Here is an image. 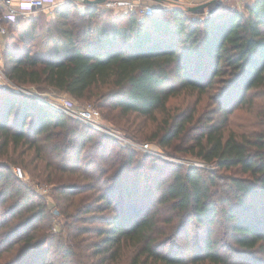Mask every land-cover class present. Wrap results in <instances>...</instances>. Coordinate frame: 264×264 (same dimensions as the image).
Returning <instances> with one entry per match:
<instances>
[{
	"label": "trees",
	"instance_id": "1",
	"mask_svg": "<svg viewBox=\"0 0 264 264\" xmlns=\"http://www.w3.org/2000/svg\"><path fill=\"white\" fill-rule=\"evenodd\" d=\"M76 11H72V7L58 9L56 17L66 19L67 23L70 17H77L74 20L77 32L73 26L58 28L59 36L53 46L55 57L7 52V78L16 84H47L76 99L85 98L87 93L96 90L95 95L110 97L111 106L121 113L144 117L166 111L175 83L200 94L214 82L224 83L218 88L221 94L217 101L223 112V123L235 107H252L257 96L264 100V0L246 2L243 10L220 9L204 18L179 8L166 9L142 20L134 12L115 14L97 5ZM254 111L259 118L257 127L252 130L248 129V123L238 132L228 129L225 133L224 124L214 122L199 128L190 144L191 153L212 163L214 171L177 164L169 178L160 183L156 181L159 188L156 199L142 207L137 202L126 201L130 195L128 183L118 184L124 201L113 217L111 229L98 234L103 236L102 242L106 245L100 252L116 257L124 242L135 250L131 264L149 261L154 264H241L231 257L244 254L251 259V251L264 253V107ZM191 121V114L166 118V131L160 143L168 144L184 134ZM97 135L93 128L73 121L32 96L0 87V154L10 146L27 144V149L32 151L31 162L40 161L47 181L56 171L68 175L69 180L63 181L59 192L65 200L79 190L71 182L78 172L84 179L95 176L99 183L104 179L117 184L127 163L132 162V152H127V160L122 162L116 154L106 158L109 150L106 146L97 150L100 146V142L95 141ZM92 150L101 161L92 158ZM152 167L160 170L158 164ZM233 169L238 175L224 178L226 187L219 202L213 198L211 189L218 185L221 170ZM22 188L8 163L0 162V199L4 203L6 198H14L7 208L13 216L4 222L8 228L4 238L6 248L0 251V256L6 253L8 257L13 249L14 255L7 264L27 261L30 264L33 253L52 246L56 240L48 231L38 234L34 228L14 240L11 233L31 223L23 222L25 210L36 209L41 219L44 216L42 204H29V197H23ZM20 196L27 204L23 214L16 213ZM101 198L107 208L112 206V197L105 190ZM162 208L169 212L167 217L158 216ZM219 217H222L219 223L228 232L224 244L214 236L212 228ZM179 223L180 230L188 223L202 228L200 244H196L190 256L178 254L175 248L167 252L159 248L167 244L165 238L180 231L177 230ZM15 243L18 250L14 248ZM31 264H44V261L33 260Z\"/></svg>",
	"mask_w": 264,
	"mask_h": 264
},
{
	"label": "rangeland",
	"instance_id": "2",
	"mask_svg": "<svg viewBox=\"0 0 264 264\" xmlns=\"http://www.w3.org/2000/svg\"><path fill=\"white\" fill-rule=\"evenodd\" d=\"M75 1H68L52 12L42 9L36 10L28 17L19 19L18 22L9 26L8 34L2 42L3 46L0 47V87H8L19 91L21 94L32 96L48 104L53 109L63 112L73 121L76 120L83 124L86 123L70 113L69 106L72 105L78 110L84 108L96 109L99 114L96 119L97 127L93 130L98 133L95 136V141L100 142L97 150H102L106 146L109 150L106 158H111L116 154L118 161L121 162L127 160V152H132L134 156L132 162L127 163V167L123 171L122 177L118 179L117 184L113 181H104V179L99 183L95 176L93 179H84L78 172L77 175H74L76 179L72 177L71 182L78 186L79 190H75L69 196V199L65 200L59 195V192L63 189L61 185L63 181L69 180L67 174L56 171L53 175L54 178L51 176V180L47 181V175L40 166V161L31 162L32 151L27 149V144L18 145L16 148L8 147V151L0 154V162L8 163L10 168L13 169L14 175L24 187L22 188L23 197H29V204L40 202L44 213L42 219L37 215L36 209L25 210L26 212L23 214V209L27 204L24 203L23 199H20V196L16 213L23 214L25 217L23 222L29 220L31 223L21 225V228L13 231L14 233H11V235L16 240L19 238L18 236L27 234L34 228L38 234L43 231L47 233L48 231L52 236H56L52 246L43 247L47 251L42 249L39 253L36 251L37 253L31 255L30 264L33 260L35 262L43 260L44 264H131L135 250L124 242L120 245L116 257L100 252L106 248V245L102 242L103 236L98 234L101 231L111 229L113 217L118 212L119 205L124 201V196H122L118 184L128 183L130 195L126 201L130 203L137 202L142 207L147 205L150 200L156 199L159 192L156 181L160 183L169 178V174L177 164L197 166L206 172L214 171L215 166L212 163L203 161L191 153L190 144L194 142L195 136L200 130L199 128L206 127L214 122L227 126V128L222 127L225 129V133L229 131L228 129L238 132L243 130V127H246L245 125L248 123V129L252 130L257 127L259 118L255 115L254 109L257 110L260 106L264 107V100L262 97L257 96L252 107H245L244 109L235 107L228 113L227 120L223 123V112L219 110L217 101L220 100L221 94L218 88H222L224 83L214 82L201 94L183 89L178 83H175L173 86L174 93L166 103V111L144 117L135 113H121L118 108L111 106L113 100L110 97L95 95L96 90L87 93L85 98L76 99L47 84L24 85L9 80L6 76V70L9 66V60L6 57L7 52L17 55L29 52L32 56L52 58L56 56L53 52V46L59 36L57 33L58 28L61 26L63 29L64 26L68 29L73 26L72 28L77 32V28L74 26L77 24V22L74 23L77 17H70L68 23L66 19L56 17L58 9L64 7H72L74 12H77L76 10L82 11ZM252 1L254 0H249V2ZM53 22L55 23L53 24ZM176 114L183 116L191 114L192 121L184 134L172 139L170 143L162 145L160 138L166 131L164 129L165 119H170ZM13 118L14 115L11 120ZM119 147H123L125 150L121 151ZM92 152V158H96L97 162L101 161L97 152L94 150ZM157 164L160 166V170H155L152 167ZM36 165L38 166L35 167ZM17 168L20 169V173L17 172ZM237 173L238 171L235 169L219 172L218 175L222 177L217 179L218 185L211 189L213 198L221 202L220 198L226 187V179L224 178L238 175ZM108 180H110L109 177ZM102 190H105L112 197L110 208L106 207L105 201L101 198ZM11 198H6L4 203L0 199V205L3 203V206L0 207V227H2L0 229V251L5 250L7 244L4 238L8 233V228L4 225V222L13 216L11 210L7 209L14 199ZM222 205V203H219V206ZM168 215L169 212L163 208L158 214L159 217H167ZM221 221L222 217H219L217 219L218 223L213 224L212 228L215 230L214 236L218 238L221 244H224L228 240V232L224 231L223 225L219 223ZM179 227L180 223L177 230H180ZM201 236L202 228L198 229L196 224L188 223L182 230L173 233L170 238H165V240H168L167 244L164 245L165 243H163L159 248L166 252L171 248H175L178 254L190 256L196 248V244L198 242L200 244ZM16 244H14V248L18 250ZM250 253L251 259L246 258L244 254H238L231 257V259L241 264H264V253L257 250ZM13 255V249H11L8 257L6 253L1 254L0 264H7ZM255 259H259L261 262L254 263L253 260ZM25 264H28V261ZM145 264L154 263L149 261Z\"/></svg>",
	"mask_w": 264,
	"mask_h": 264
},
{
	"label": "built area",
	"instance_id": "3",
	"mask_svg": "<svg viewBox=\"0 0 264 264\" xmlns=\"http://www.w3.org/2000/svg\"><path fill=\"white\" fill-rule=\"evenodd\" d=\"M68 1L75 0H0V47L3 46V39L8 34V29L11 24L18 22L19 19L26 18L36 10H47L52 12L56 10L60 5L67 3ZM220 1L214 0L208 7H205L203 12L197 13V18H204L215 11L220 10ZM234 3L242 2V0H232ZM80 10H84L88 4L82 0H76ZM98 6L113 11H118L120 14H127L129 12L136 13L139 20H142L145 16L158 14L166 9L162 4H145L136 0H106ZM35 96V95H33ZM37 97V96H36ZM69 111L77 119L83 120L86 124L92 128L97 127V117L99 112L93 108H84L78 110L74 106H69ZM17 172L20 173V169L17 168Z\"/></svg>",
	"mask_w": 264,
	"mask_h": 264
},
{
	"label": "crops",
	"instance_id": "4",
	"mask_svg": "<svg viewBox=\"0 0 264 264\" xmlns=\"http://www.w3.org/2000/svg\"><path fill=\"white\" fill-rule=\"evenodd\" d=\"M136 1H140L145 4H153V5L162 4L163 6L166 7V9L179 8L187 12H190L192 15H196L197 13H201V12L188 11L187 8L196 6L201 3H208V6H209V4L214 2V0H136ZM246 2H249V0H242V2H239V3H234L232 0H221L219 4H220V9L237 8L238 10H243V6ZM102 9L105 10L104 8ZM106 10H109V9H106ZM113 12L115 14L119 13L118 11H113Z\"/></svg>",
	"mask_w": 264,
	"mask_h": 264
},
{
	"label": "water",
	"instance_id": "5",
	"mask_svg": "<svg viewBox=\"0 0 264 264\" xmlns=\"http://www.w3.org/2000/svg\"><path fill=\"white\" fill-rule=\"evenodd\" d=\"M84 3L88 4V5H97L100 3L105 2L106 0H82ZM208 7V3H201L198 4L196 6L187 8L188 11H194V12H203L204 8Z\"/></svg>",
	"mask_w": 264,
	"mask_h": 264
}]
</instances>
